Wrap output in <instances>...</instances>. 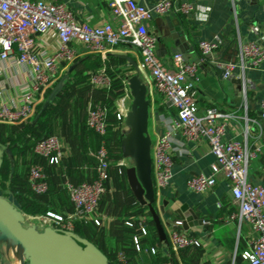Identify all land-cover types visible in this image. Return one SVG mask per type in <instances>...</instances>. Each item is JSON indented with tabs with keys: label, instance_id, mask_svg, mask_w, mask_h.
Returning a JSON list of instances; mask_svg holds the SVG:
<instances>
[{
	"label": "built area",
	"instance_id": "obj_1",
	"mask_svg": "<svg viewBox=\"0 0 264 264\" xmlns=\"http://www.w3.org/2000/svg\"><path fill=\"white\" fill-rule=\"evenodd\" d=\"M103 1L111 8L116 21L115 27L111 24L91 26L79 22L74 12L63 3L0 0V60L11 59L17 47L21 53L17 63L28 64L31 68L30 83L26 89L12 97L8 103H1L0 123L22 124L33 116L40 98L58 77L61 66L73 64L78 59L75 46L100 54L104 61L110 52L121 45L138 49L141 56L138 63L139 75L147 86L150 111L156 97L160 96L170 112L169 117L159 116V121L165 125V131L152 145L153 179L157 196L171 185L174 177L173 153L177 150L175 135L180 133L188 143L207 141L216 157V163L211 167L212 173L191 177L187 181V188L195 194L213 192L218 183V175L223 174L230 181L233 198L240 208L237 214L231 215V220L247 222L254 234L248 249L241 257L249 264H264V188L249 182L250 165L260 157L261 149L251 148L247 136L242 140H227L229 120L235 115L222 113L214 108L201 114L197 102L199 67L220 47V41H199L200 57L197 61L190 62L182 54H176L172 59L173 69L169 70L156 55L159 36L150 32L147 23L154 13L165 15L172 12L174 0H162L152 6H143L135 0ZM241 1L233 0L236 3ZM195 10L193 4L183 3L177 11L190 15ZM30 33L56 37V48L40 60L33 55L34 40ZM216 65L225 71L224 79L229 80L237 67L245 72L264 65V47L256 42L242 43L238 63ZM3 75L4 70L0 69V78ZM127 80L128 78L123 81L124 95L116 102L119 130L127 128L125 121L132 104ZM90 84L96 90L110 91L113 87L112 79L105 68L92 75ZM244 94L246 95V89ZM260 117L264 119V102L260 106ZM109 122L108 108L105 105H89L86 125L100 138L95 154L96 178L80 184H74L66 178L64 187L73 204V212H48L44 217L26 216V221L29 220L31 225L40 230L52 227L65 232H75L78 223H94L98 227L103 225L97 213L100 201L107 192L106 185L112 178ZM34 153L45 159L49 166L56 168L63 166L66 156L59 136H50L37 143ZM115 167L119 176H123L130 167L129 160L121 158ZM28 178L30 188L35 194L45 195L49 192V176L44 166L32 165ZM126 225L135 228L136 224L129 220ZM137 226L139 234L133 238V242L136 250L140 252L142 239L149 235V229L143 217L137 221ZM182 226L181 220L172 226L168 235L171 249L180 253L201 247L200 240L182 230ZM151 252L156 253V250L152 249ZM118 259L121 264H129L124 253H120Z\"/></svg>",
	"mask_w": 264,
	"mask_h": 264
},
{
	"label": "crops",
	"instance_id": "obj_2",
	"mask_svg": "<svg viewBox=\"0 0 264 264\" xmlns=\"http://www.w3.org/2000/svg\"><path fill=\"white\" fill-rule=\"evenodd\" d=\"M31 1L63 3L74 12L79 22L88 23L91 26L105 24L116 26L111 8L103 0ZM135 1L143 6H152L162 0ZM183 3L193 4L196 7L195 12L190 15H183L178 12V8ZM147 25L151 33L159 36L156 55L163 66L169 70L173 69L172 59L176 54H182L187 61H197L200 57L199 41H220V47L199 67L200 80L197 83L199 110L202 114L207 109L214 108L222 113L235 115L229 120L226 139L242 140L247 136V142L251 148L261 149L260 157L250 165L249 182L254 186L264 188V119L260 117V106L264 102V65L245 72L237 67L229 80L224 79L222 68L216 65L217 63H238L242 43L256 42L264 47V0H242L238 3L233 2V0H174L172 12L165 15L154 13ZM30 37L34 40L33 55L40 60L50 55L58 43L56 37L52 35L41 36L30 33ZM75 48L79 54L78 59L97 54L88 52L80 46H75ZM20 55L21 53L16 47L11 59L0 60V69L4 70V75L0 78V105L3 102L8 103L12 97L25 90L30 83V65H19L17 58ZM119 56H127L139 63L141 60L139 50L121 45L107 56V58L120 59L124 62L122 66L131 70L129 71V73L132 72L130 75L133 74L134 70L131 63ZM74 64L76 63L61 66L59 77L54 82L53 91L59 80L70 72ZM91 89L87 93L86 111H88L89 105L95 102L93 95L96 94V89L92 87ZM245 89L246 95L244 94ZM42 101L43 98L41 97L35 112ZM169 113L164 99L160 96L156 97L155 104L151 105L149 123L153 142L165 131V125L159 121V116L169 117ZM114 132L116 131L114 130ZM61 139L66 155L63 162L65 169L66 164L73 156V148L65 139ZM175 141L177 150L173 153L174 177L171 185L159 193L156 208L161 214L167 235L172 230L174 223L182 220L173 206L179 204L187 206L193 211L198 220L202 222L189 230H185L182 226V230L198 238L201 247L176 253L170 245L161 243L158 238L159 252L157 254L150 253L148 249L142 250L147 257L144 264H249L242 259L241 255L248 249L254 234L247 222L233 221L230 218L232 214H237L240 209L233 198L230 181L223 174H219L214 191L207 194H195L187 188V181L191 177L212 173L211 167L216 163V157L212 154L209 143L204 140L199 143H188L180 133L175 135ZM85 143L91 145L92 139H86ZM112 159L114 161V157ZM37 160L41 161L39 165L46 166L45 159L37 157ZM129 163L131 167L130 160ZM96 167V163L93 167L81 164L79 170L85 171V176L81 177L79 181L96 177ZM111 169L112 178L107 183L109 188L106 186V197L111 199L105 201L106 197L102 198L97 217L103 221L101 228L105 230L107 240L113 242L112 238L110 239L111 232L123 214L124 203L120 205L112 200L116 193L117 169L115 164L112 165ZM129 196L131 198L132 193ZM161 196L169 202V205L165 207L166 213L164 215L159 203ZM50 200L56 202L55 207L58 208H56L55 213L57 214H68L74 210L69 197H67L66 204L55 197H51ZM147 237L143 238L142 241L147 240ZM107 240L103 242L108 244ZM156 248L158 251V245ZM160 252L166 255H159ZM16 255L17 253L14 251H8L5 244H0V264H18Z\"/></svg>",
	"mask_w": 264,
	"mask_h": 264
},
{
	"label": "trees",
	"instance_id": "obj_3",
	"mask_svg": "<svg viewBox=\"0 0 264 264\" xmlns=\"http://www.w3.org/2000/svg\"><path fill=\"white\" fill-rule=\"evenodd\" d=\"M75 63L78 64L76 69L62 77L57 83L56 87L63 81L62 88L47 107L44 108L45 102L53 90L46 93L33 118L31 117L28 121L18 125L0 123V143L11 152L5 153L4 156L0 171V191L5 198L12 195L21 205L24 214L35 216L55 212L58 207H55V201L50 200L51 197L57 198L64 204L67 203L69 195L66 191L62 193L64 190L60 188V178L62 177L61 175L59 177L60 173L65 174L66 178L74 184L93 181L96 178H86L79 181L81 177L85 176V171H80L79 167L81 164L93 167L95 163L97 166L95 154L99 148L100 138L86 125L87 93L91 89L92 75L104 68L112 79L113 87L110 91L96 90L93 99L95 100L94 103L105 105L108 108L110 118L114 120V124L109 126V148L112 158L114 157L113 164H116L122 157L121 141L124 135L117 138L119 129L114 111H116L117 100L124 95L123 80L125 78L122 74L124 72L119 68L124 62L115 57H108L107 60L103 61L100 55L91 54L84 59H77ZM119 75H121L120 78ZM55 133H61V136L71 145L73 156L66 164L65 169L64 165L60 168L49 166L46 161L44 168L49 176V184L56 185L57 189L55 190L62 192H53L50 196L49 192L45 195H37L30 188L27 171L32 165L41 163L37 160L38 156L34 155V148L37 143ZM90 138L92 139L91 145L84 144V141ZM115 185L116 193L114 195L126 193L128 199L127 202L122 201L124 204L123 216L121 217L125 216L124 218L132 219V221L134 219L135 228H130L126 225V220L120 218L111 232L110 239L112 238L113 242L107 240L105 230L94 223H78L75 227V233L94 243L112 264H121L118 259L120 253L125 254L129 264H144L147 257L142 250L148 249L151 253V250L155 249V254L159 252V241L154 222L146 207L140 206L133 196L129 198L131 192L128 188L126 172L123 176H119L117 172ZM106 186L109 188L108 184ZM120 198L122 200L121 196H119ZM100 203H102V199ZM139 217L146 219L149 229L147 240L142 241L141 252L136 250L133 242V238L139 234L137 226ZM105 240L108 244L104 243ZM165 253L160 252L159 255L164 254L165 256Z\"/></svg>",
	"mask_w": 264,
	"mask_h": 264
},
{
	"label": "water",
	"instance_id": "obj_4",
	"mask_svg": "<svg viewBox=\"0 0 264 264\" xmlns=\"http://www.w3.org/2000/svg\"><path fill=\"white\" fill-rule=\"evenodd\" d=\"M119 57L130 62L134 70L127 80L132 96L131 109L125 121L128 132L121 141L122 156L131 161V167L126 170L128 185L136 202L148 209L160 242L169 245L163 219L156 208L158 196L153 179V139L149 131L147 86L139 75L138 63L127 56ZM77 65L74 64L70 72ZM62 84L63 81L54 89L44 108L53 101ZM5 153L11 152L0 143V171ZM159 203L164 215L169 202L161 196ZM173 209L179 213L185 230L197 227L202 222L187 206L176 204ZM25 221L26 215L19 202L12 195L5 198L0 191V244H5L8 251L17 253L18 264H112L94 243L75 232L59 231L52 227L40 230L35 225L26 227Z\"/></svg>",
	"mask_w": 264,
	"mask_h": 264
},
{
	"label": "rangeland",
	"instance_id": "obj_5",
	"mask_svg": "<svg viewBox=\"0 0 264 264\" xmlns=\"http://www.w3.org/2000/svg\"><path fill=\"white\" fill-rule=\"evenodd\" d=\"M121 70H123V72L124 73H122L124 76V78L126 79V78H128L129 76H130V73H132V72H130L129 73V71H131V70H127V68L126 67H124V66H120L119 67ZM120 76L121 75H119V78H120ZM58 77H59V75H58ZM58 77H57V79H58ZM122 78V77H121ZM124 78H122V79H124ZM56 79V80H57ZM125 79L123 80V81H125ZM55 80V81H56ZM54 81V82H55ZM54 82H53V84L49 87V89L44 93V95L42 96V98H43V100H44V98H45V95H46V93L48 92V91H51L52 89H53V87H54ZM123 84H125L124 82H123ZM120 99V98H119ZM118 99V100H119ZM94 103V102H93ZM130 104H128V106H129ZM114 114L116 115V111H114ZM108 117H109V120H110V125H112V124H114V120L113 119H111L110 118V114H109V111H108ZM128 132V128H123V129H120V130H118V135H117V138H118V136H122V135H125L126 133ZM62 134L61 133H55V134H53L52 136H59L60 138H63L64 139V137H62L61 136ZM27 175H29V170L27 171ZM60 175L62 176L61 178H60V188L62 189V190H64L63 192L62 191H60V190H58V191H56L55 189H57V186L56 185H52V184H50V190H49V196L51 195V193H53V192H59V193H64L65 191L67 192V190H65V187H64V183H65V181H66V177H64V176H66L65 174H62V173H60L59 174V177H60ZM70 181V180H69ZM68 193V192H67ZM69 195V194H68ZM119 196H121L122 197V200H121V198L119 199ZM103 197H106V194L103 196ZM110 197H106L105 198V200L106 201H110ZM112 200L113 201H116L117 202V204H120V205H122L123 203H122V201L123 202H127L128 201V199L126 198V193H121V195H113V198H112ZM135 208V207H134ZM47 214V213H46ZM46 214H38V215H35V216H39V217H44V216H46ZM26 216H28V217H30V216H32V215H28V214H26ZM122 216H123V214H122ZM125 217V216H124ZM124 217H121V219L122 220H126V222L127 221H129V219H126V218H124ZM31 222L29 221V220H27V221H25V226L26 227H28V226H31Z\"/></svg>",
	"mask_w": 264,
	"mask_h": 264
},
{
	"label": "bare ground",
	"instance_id": "obj_6",
	"mask_svg": "<svg viewBox=\"0 0 264 264\" xmlns=\"http://www.w3.org/2000/svg\"><path fill=\"white\" fill-rule=\"evenodd\" d=\"M16 257H17V255H16Z\"/></svg>",
	"mask_w": 264,
	"mask_h": 264
}]
</instances>
